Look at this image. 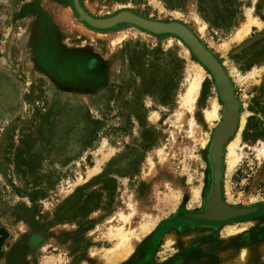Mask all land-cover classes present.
<instances>
[{
	"label": "rangeland",
	"instance_id": "374dc122",
	"mask_svg": "<svg viewBox=\"0 0 264 264\" xmlns=\"http://www.w3.org/2000/svg\"><path fill=\"white\" fill-rule=\"evenodd\" d=\"M78 1L94 18L179 22L216 58L240 104L221 197L264 207V0H205L210 21L197 0ZM222 116L215 79L179 38L93 30L73 0H0V264H193L205 234L217 249L220 236L264 232V216L188 221L205 219Z\"/></svg>",
	"mask_w": 264,
	"mask_h": 264
},
{
	"label": "water",
	"instance_id": "95a60500",
	"mask_svg": "<svg viewBox=\"0 0 264 264\" xmlns=\"http://www.w3.org/2000/svg\"><path fill=\"white\" fill-rule=\"evenodd\" d=\"M73 4L80 21L93 30L104 32L114 30L119 26L128 25L154 36H175L179 38L189 48L193 56L211 72L219 90V95L223 105V116L221 122L213 132L212 140L208 150V162L211 168V189L207 197L206 205L208 209L210 202H212L215 197H218L221 203L225 204L221 197L224 148L237 132L240 118V104L234 96L232 84L220 63L201 44L197 37L185 25L179 22H162L147 19L130 11H121L108 18H94L84 10L78 0H73ZM230 102L232 103V110L229 112L232 113V123L230 126H228L229 128L226 134L221 137L220 132L226 126L228 119L229 113L227 110V105ZM216 145L222 154L220 159L215 162L213 159V152L216 148ZM237 215L238 212L236 211L234 214L227 217L214 218L209 216L206 210L203 214V218L210 221H223L235 218Z\"/></svg>",
	"mask_w": 264,
	"mask_h": 264
},
{
	"label": "crops",
	"instance_id": "0c3cea01",
	"mask_svg": "<svg viewBox=\"0 0 264 264\" xmlns=\"http://www.w3.org/2000/svg\"><path fill=\"white\" fill-rule=\"evenodd\" d=\"M205 235L206 238L203 239V242L207 241L209 243L204 244L206 246L204 251L205 249L207 251L197 252L202 254L194 257L193 264H211V258H216L215 261L218 260V264H264L263 231L253 232L252 230L251 233H240L230 237L220 236L217 239V246L219 247L217 249H211L210 235ZM210 250H213V252Z\"/></svg>",
	"mask_w": 264,
	"mask_h": 264
},
{
	"label": "bare ground",
	"instance_id": "6f19581e",
	"mask_svg": "<svg viewBox=\"0 0 264 264\" xmlns=\"http://www.w3.org/2000/svg\"><path fill=\"white\" fill-rule=\"evenodd\" d=\"M253 22H250L249 26H247L246 28H244V30H242L239 34V38H241L243 35H245L247 32H248V29L250 27V25L252 24ZM248 25V24H247ZM186 52V51H185ZM196 81V80H195ZM198 82H193L190 86V88L188 89V97H192L193 94H196L197 92V89H198ZM192 99V98H191ZM190 100V99H189ZM193 101V99H192ZM218 105L214 104V107H213V111L211 113L208 114V117H216L217 116V112H218ZM231 106H232V103H228L227 105V110H228V119H227V122H226V126L221 130V137L224 136L226 134V132L228 131V126L231 125L232 123V113H230L229 111H231ZM210 115V116H209ZM238 144V142L236 143H229L228 145V151H229V158L226 159V173H229L231 171L234 170V168L236 167V165L238 164L239 162V158L235 155V151H234V147ZM210 147V146H209ZM222 152L220 153V150H218V147L216 145V148L213 152V159L214 161H218L220 159V156H221ZM225 174V173H224ZM215 197V196H214ZM209 216L211 217H214V218H222V217H227L229 215H232L234 214V211H232L231 209L227 208L226 206H224L221 201L218 199V197H215L212 202H210V205H209ZM124 243V241H123ZM123 249H119L118 251H128V248L123 250ZM115 258V257H114Z\"/></svg>",
	"mask_w": 264,
	"mask_h": 264
},
{
	"label": "flooded vegetation",
	"instance_id": "af4514ba",
	"mask_svg": "<svg viewBox=\"0 0 264 264\" xmlns=\"http://www.w3.org/2000/svg\"><path fill=\"white\" fill-rule=\"evenodd\" d=\"M206 203H207V200H206ZM223 205L226 206L227 208L231 209L232 211H234V213L237 211L238 212L237 217L231 218V219H227V220H223V221H210V220H207V219H202L201 215L192 214V215L189 216L188 221L189 222H193V223H195V222L200 223L198 225L199 227L211 228V227H214V226L215 227H217V226L218 227L219 226H227V224H230L231 222H234V221L235 222H239V221L252 219V218H256L257 219V218H260V217L264 216V207H262V208H251V209L245 210V209H241V208H232V207H229V206H227L225 204H223ZM206 210L208 212L209 211V207L207 209V205L205 204L202 214H204ZM248 211H249V213L246 214V212H248ZM223 228H225V227H223ZM251 230H253V228Z\"/></svg>",
	"mask_w": 264,
	"mask_h": 264
},
{
	"label": "trees",
	"instance_id": "16d2710c",
	"mask_svg": "<svg viewBox=\"0 0 264 264\" xmlns=\"http://www.w3.org/2000/svg\"><path fill=\"white\" fill-rule=\"evenodd\" d=\"M197 2H198L199 12L203 16V18L206 21H210L208 19L207 13H206L207 9L204 6L206 1L205 0H197ZM212 25H215V24H212ZM93 196L94 195H91L88 200H84L82 207H89V200H92ZM94 206H96L95 209H98L100 204H95ZM7 239H8V232L5 229L0 228V252L2 251Z\"/></svg>",
	"mask_w": 264,
	"mask_h": 264
}]
</instances>
